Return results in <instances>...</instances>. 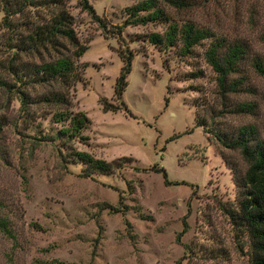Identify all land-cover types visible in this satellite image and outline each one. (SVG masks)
<instances>
[{
  "label": "rangeland",
  "instance_id": "obj_1",
  "mask_svg": "<svg viewBox=\"0 0 264 264\" xmlns=\"http://www.w3.org/2000/svg\"><path fill=\"white\" fill-rule=\"evenodd\" d=\"M20 1L0 0V80L16 90L21 85L13 70L60 55L74 59L68 43L58 51L18 50L54 14L43 6L18 12ZM142 1L88 0L110 32ZM155 1L166 20L127 26L119 42L105 36L77 0H63L87 48L74 60L80 81L67 90L69 113L90 121L85 140L58 138L67 124L53 121L57 109L24 110L13 94L0 96V218L11 232L0 231V264H251L246 232L225 212L237 206L232 168L243 175L247 165L239 151L223 148L195 122L229 134L253 127L264 143V78L252 68L255 58L264 60V0ZM170 24L247 47L231 77L242 85L228 101L252 105L251 113H224L216 74L205 60L212 40L188 56L179 43L163 48L148 41ZM126 50L133 60L122 101L131 115L102 106H120L114 89L123 66L118 52ZM58 89L23 88L32 100ZM77 152L109 164L133 161L101 174L80 163Z\"/></svg>",
  "mask_w": 264,
  "mask_h": 264
},
{
  "label": "trees",
  "instance_id": "obj_2",
  "mask_svg": "<svg viewBox=\"0 0 264 264\" xmlns=\"http://www.w3.org/2000/svg\"><path fill=\"white\" fill-rule=\"evenodd\" d=\"M77 1L81 11L90 16L105 36L116 37L119 42H123L121 35L123 28L127 26H144L166 20L163 10L158 7L155 0H144L126 9L127 16L124 24L115 26L114 31L110 32L106 21L96 14L88 0ZM32 6L49 8L54 11V14L47 23L28 34L25 41H22V44L18 46V50L24 52L49 47L54 51H58L64 48V43H68L74 49V59L60 55L52 62L27 65L19 71L13 70L14 79L21 86L16 90L14 85L11 86L6 81L0 80V96L2 94L5 96L13 94L20 100L21 108L24 110L30 105H43L50 109H57L58 111L52 114L53 121L67 124V127L59 130L58 138L85 140L82 133L88 128L90 121L83 113L74 115L69 113L71 102L67 90L80 81V74L74 60L81 58L87 48L79 44L73 28V18L66 11L63 0H21L16 11L21 12L24 8ZM143 13L144 16L141 15ZM204 40H212L205 52V60L216 74L218 96L224 113L233 115L251 113L252 105L232 106L228 101V96L235 94L242 85L238 80H231V77L239 73V66L247 55L245 45L226 44L225 41L213 39L206 31L198 30L189 24L180 29L175 24H170L164 35L153 34L148 38V41L156 47L170 48L179 43L181 44V53L185 56L190 55L193 48L200 45ZM118 55L123 66L116 80L114 96L120 106L109 105L105 101H102V106L105 111L114 113L125 111L129 114L122 101V96L127 87V77L131 72L133 57L128 50L125 52L119 51ZM252 68L259 76L264 78V60L255 58L252 61ZM34 85L59 86L60 89L49 91L32 100L23 88ZM213 122L214 120H212V125ZM195 127L202 128L204 133L213 137L223 148L239 151L246 163L247 169L243 175H239L232 168L234 171L233 181L237 189V206L225 210V212L233 225L242 228L246 232L251 251L250 263L264 264V143L256 140V132L253 127H244L239 129L236 134H229L222 130L216 131L208 128L206 120L200 121L197 119ZM74 156L91 171L101 174H109L113 169L122 168L123 166L119 162L133 161L123 159L109 164L93 159L86 153L77 152ZM156 172L160 173L165 183H167L165 170L160 168ZM86 175L89 176L91 173L89 172ZM0 231L7 234L11 233L8 223L2 218H0Z\"/></svg>",
  "mask_w": 264,
  "mask_h": 264
}]
</instances>
